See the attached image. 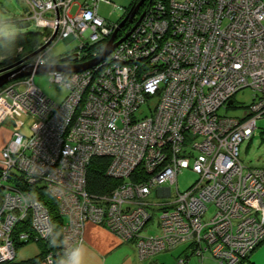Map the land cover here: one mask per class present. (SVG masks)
<instances>
[{
	"label": "built area",
	"instance_id": "built-area-1",
	"mask_svg": "<svg viewBox=\"0 0 264 264\" xmlns=\"http://www.w3.org/2000/svg\"><path fill=\"white\" fill-rule=\"evenodd\" d=\"M100 1L25 0L18 19L50 27L55 42L79 39L77 52L60 60L73 66L98 55L118 24L99 14ZM46 7L59 9L58 16L47 18ZM223 42L228 49L221 51ZM48 47L26 62L30 73L0 88V122L15 118L0 151V261L13 258L16 241L53 234L47 207L20 187L26 183L43 185L63 216L61 244L47 251V264L63 254L65 237L83 241L86 221L133 240L140 259L180 243L192 244L200 260L238 264L247 257L264 239V168L244 164L239 152L264 113V0H151L104 59L83 70L47 72L67 88L61 102L34 81L35 69L46 65L40 61L50 62ZM223 80L225 91L214 86ZM247 85L256 92L248 111L220 114ZM143 103L149 114L140 116ZM22 116L32 119L28 135L19 131ZM94 155L108 156L105 174L120 181L91 194L84 173ZM183 167L198 177L179 190ZM162 184L171 195L148 200L153 187L158 197L167 195ZM154 212L158 231L143 233Z\"/></svg>",
	"mask_w": 264,
	"mask_h": 264
},
{
	"label": "rangeland",
	"instance_id": "rangeland-1",
	"mask_svg": "<svg viewBox=\"0 0 264 264\" xmlns=\"http://www.w3.org/2000/svg\"><path fill=\"white\" fill-rule=\"evenodd\" d=\"M132 2H133V0H102L98 4V12L100 15H102L104 18H106L110 21H118V19H120L122 17L125 9L127 7H129ZM26 7L27 6L25 4V0H0V11L6 10L7 14L9 16H11L13 18V20L15 18L22 19V17H24V15H25ZM35 7H37V6H35ZM43 7H45V5L38 7V9H41ZM144 10H145V8L143 9V12H144ZM58 11H59V9L54 11L53 8L47 9V7H46V10L44 12H45V15L47 16V18L53 19L56 16H58V14H59ZM143 12L135 18L137 20L138 19L140 20L141 18H139V17L143 16ZM45 15L43 13V16H45ZM126 15H124L123 18ZM200 19L203 20L204 18L202 16H200ZM23 22H24V20L19 21V23L15 22L16 27L18 28L19 32H23V31H27V30H35V31L40 32L39 33L40 42H38L36 48L42 46L44 43L49 42L48 54L50 57V62H48L47 64H49V63H60L61 57L64 54L70 53V52H72V53L77 52L74 49L79 44V39L70 40V39L62 38V39H58L55 42L56 36H54L52 38V40H51L52 42H51V41H49V39L51 38V36L53 35L54 32L52 33V30L50 27H48L47 29L36 27L33 22H30L28 25H25V26H20V24ZM117 25H116V27H117ZM192 26H194V25H192ZM115 28L113 29V31L115 30ZM113 31H112V33H113ZM126 31H128V30L120 31L123 34L120 37H123L124 33ZM118 32H119V29L117 31V36L119 34ZM117 39H119V37ZM219 43H220V40H219ZM47 46H44L41 49L43 50ZM220 48H221V51L228 49L227 45L225 43L223 45H221ZM37 53H35L32 57H34ZM252 55H255V54H252ZM32 57H30L29 59L23 60V61L21 60L22 58L16 60L15 62L17 64L15 65V67L18 65H21V64H27L26 62L28 60H30ZM62 64L67 65V63H62ZM222 65L227 66L229 64L227 63V65H225V64H222ZM229 68H230V66H229ZM23 76H25V75H23ZM18 78H20V77H18ZM18 78L11 79V80L7 81L6 83L2 84L1 86H4L8 82H10L12 80H16ZM34 81L37 84V86L40 87V89L50 99H52L56 102H61L62 99L67 94V88L64 86H59V85L55 84L54 82L50 81L47 72H36L34 74ZM223 85H227L229 87V81L223 80V81H220V82H217L214 84V86L221 87V89H224L222 87ZM1 86H0V88H1ZM226 89L227 88H225L224 91ZM253 93H254V91L249 86H246V87L239 89L238 91L235 92L233 97L232 96L228 97L227 101H229L230 99L233 98L232 105H230L229 107L221 106L219 108L218 112L230 114V115H238V116L242 115L244 112H246L248 110L247 106L252 100ZM22 119H23V124L21 125L19 131L21 133H23L24 135H28L30 133V124H31L32 119L29 117H24V116H22ZM14 121H15V118L13 116L8 115V116H6V118L3 121L0 122V124H1L0 136H2V130L5 133L9 132V131H13ZM9 140H11V138ZM9 140L5 144H7L9 142ZM239 152H240V158L244 164L249 165V166L264 168V113L259 115L258 118L256 119V127L254 129L253 135L250 138L243 139L242 142L240 143ZM86 174L87 173H84V175H86ZM197 177H198V175L196 172L192 171L189 168H182L177 173L176 185L178 186L179 190H185L186 188H188L193 183V181ZM160 188H165V189H162V190L166 191L165 193L167 195L165 197H158L156 194V188L153 187V189L151 190V193L149 194L147 199L151 200V201H162L171 195L170 188L167 184H162L160 186ZM174 190H175V185L173 184L171 186V191L173 192ZM210 211H212V210H210ZM158 214H159V212H154L153 217L150 220H147L145 222L144 228L142 229L143 233H155V232H157V219H158L157 215ZM50 220H51V218H50ZM181 245L183 246V244H181ZM40 246H41L40 242L36 241V240H29L27 242H24L15 248L16 250L14 252L15 254H14L13 258H15L16 261H20L23 259L33 257V256L40 253V250H41ZM189 251L190 250H188V253H189ZM249 255L247 256L248 258L243 257L240 264H264V239L262 241H260L249 252ZM189 257H192V259H194V261H196L197 264H200V261H199L200 257L198 255L189 254ZM13 258H11V259H13ZM204 258H205L204 262L206 264H223V263H219L213 257L207 256V255ZM11 259H9V260H11ZM38 263L39 264H47L42 259Z\"/></svg>",
	"mask_w": 264,
	"mask_h": 264
},
{
	"label": "trees",
	"instance_id": "trees-1",
	"mask_svg": "<svg viewBox=\"0 0 264 264\" xmlns=\"http://www.w3.org/2000/svg\"><path fill=\"white\" fill-rule=\"evenodd\" d=\"M149 3H151V0L149 1ZM118 20H120V19H118ZM14 21L19 23L20 20L18 18H15ZM135 21H137L136 18H134V20L131 21L132 24L128 25L127 26L128 28L126 30H129ZM39 33H40L39 31H35V30H27V31L20 32L19 36L17 37V41L15 44V48L13 50V54L8 58H3L4 54H3V52H0V68L11 65L16 60L21 59L22 57H24L25 55L29 54L34 49H36L38 42H40ZM118 33L119 34H118L117 38L120 37L121 35H123L122 32H120V31ZM68 55H69V53H66L62 57H66V59H68ZM247 86H249V85H247ZM244 87H246V86H244ZM249 87L252 88L251 86H249ZM252 90L254 91L253 88H252ZM255 97H256V92L254 91L253 96H252V100L247 106L248 109H249V105L255 100ZM232 103H233V98H232ZM232 103L229 105L223 104L221 106L229 107L230 105H232ZM219 108H218V110H219ZM141 109H142V111L140 113V116H143L144 114H149V107H148L147 103L141 104ZM220 114H225V113H220ZM228 115H230V114H228ZM231 116H237V115H231ZM108 161H109L108 156L94 155L90 159L89 163L87 164L86 189L91 194L106 192L113 185L117 184L120 181L119 178H114V177H111V176H108L107 174H105V167H106ZM183 168H189L192 171H194L191 167H183ZM137 169H138V167L135 170H137ZM136 177H137L136 171L131 173L129 176L130 179H135ZM11 180L12 179H10V182H12ZM20 187H22V189H25V192H27V190L30 189L32 192V195L34 197L38 198L47 207V209L49 211L50 218H51V222L53 225V234L49 240H43V239L36 240V241H39L40 245H41L40 246L41 250H40L39 254H37L33 257H30V258H27V259L20 260V261H16L15 258H13L11 260L0 261V264H37L41 259L44 258V256L46 255V252L48 250L52 249V250H54V252H56L59 249L60 244H61V225L63 223V216L58 213L57 203H56L55 198L45 189V187L43 185L37 186V185H29L26 183V184H20ZM2 192H3V190L0 188V198H1ZM28 197H29V195H28ZM98 224H100V223H98ZM22 228H25V227L21 226V229ZM157 231H158V226H157ZM53 236H56V238H57L55 246H53L51 243ZM31 240H33V239H31ZM24 242H27V241H16L15 246L18 247V245H20ZM181 244L186 245L187 253H188V250H190L188 254H195V252H193V249H192V244L180 243L178 245H181ZM178 245H176V246H178ZM176 246H174L171 249H174ZM171 249H169V250H171ZM165 251H168V249ZM60 256L61 255L58 254L54 257V259H55L54 264ZM179 257L184 258V261L186 262V258H185L186 256H178L176 259H178ZM246 258H248V257H246ZM175 262H176V260H175Z\"/></svg>",
	"mask_w": 264,
	"mask_h": 264
},
{
	"label": "crops",
	"instance_id": "crops-1",
	"mask_svg": "<svg viewBox=\"0 0 264 264\" xmlns=\"http://www.w3.org/2000/svg\"><path fill=\"white\" fill-rule=\"evenodd\" d=\"M11 136L12 131L5 133L2 130L0 151ZM83 242L87 248L86 264H175L178 256H186V264H197L192 257H189L185 244L140 259L133 240H122L105 225L92 221H86L84 224ZM204 259H199L200 264H206Z\"/></svg>",
	"mask_w": 264,
	"mask_h": 264
},
{
	"label": "water",
	"instance_id": "water-1",
	"mask_svg": "<svg viewBox=\"0 0 264 264\" xmlns=\"http://www.w3.org/2000/svg\"><path fill=\"white\" fill-rule=\"evenodd\" d=\"M134 13V10L129 12L117 25V27L115 28V30L113 31V33L110 35V37L108 38V40L106 41L105 46L103 47V49L100 51V53L98 55H96L94 58H92L91 60H89L86 63H82V64H77V65H73V66H69V65H65L62 63H49L46 65H42V66H38L35 71L36 72H48L50 70H54V69H58V70H62V71H77V70H83L87 67H90L96 63H98L99 61H101L102 59H104L110 52L111 50L114 48L115 45H117L121 40H123L128 34L129 32L134 28V26L137 24V22L139 21V19L134 23V25H132V27L126 31L124 33L123 37H119V39H117V31L120 28V26H122L125 22V20L129 19L132 21V15ZM141 18V16L139 17ZM28 22H23L20 24V26H25L28 25ZM55 36V32L53 33V35L51 36V38L49 39V41L52 40V38ZM49 42L44 43L42 46L34 49L32 52H30L29 54L25 55L24 57H22V61L29 59L30 57H32L35 53H37L42 47H44L45 45H47ZM66 57H62L61 60H65ZM17 63H12L11 65L5 66L0 68V86L4 83H6L7 81L14 79V78H18V77H22L23 75H26L28 73H30L32 71V66L28 65V64H21L15 67ZM229 104L232 103V99H230L228 101Z\"/></svg>",
	"mask_w": 264,
	"mask_h": 264
},
{
	"label": "clouds",
	"instance_id": "clouds-1",
	"mask_svg": "<svg viewBox=\"0 0 264 264\" xmlns=\"http://www.w3.org/2000/svg\"><path fill=\"white\" fill-rule=\"evenodd\" d=\"M20 32L15 21L5 11H0V52L3 58H8L13 54L17 37ZM40 64H47V60L40 61ZM56 236H53L51 243L56 245ZM64 252L55 264H86L87 248L83 241L71 242L69 237L64 238Z\"/></svg>",
	"mask_w": 264,
	"mask_h": 264
},
{
	"label": "flooded vegetation",
	"instance_id": "flooded-vegetation-1",
	"mask_svg": "<svg viewBox=\"0 0 264 264\" xmlns=\"http://www.w3.org/2000/svg\"><path fill=\"white\" fill-rule=\"evenodd\" d=\"M149 1L150 0H133V2L130 4V6L125 9L122 17L120 18V20H118V22L123 19L124 15H126L128 12H131L134 10V13L132 15V21H133L135 17H137L139 14H141L143 12V9L149 3ZM130 24H132V22L129 18V19L125 20V22L122 26H120L119 31L126 30L128 28L127 26Z\"/></svg>",
	"mask_w": 264,
	"mask_h": 264
},
{
	"label": "bare ground",
	"instance_id": "bare-ground-1",
	"mask_svg": "<svg viewBox=\"0 0 264 264\" xmlns=\"http://www.w3.org/2000/svg\"><path fill=\"white\" fill-rule=\"evenodd\" d=\"M49 44V43H48ZM47 44V45H48ZM47 45H45V46H47ZM10 201V197H8L7 199H6V202H9Z\"/></svg>",
	"mask_w": 264,
	"mask_h": 264
}]
</instances>
